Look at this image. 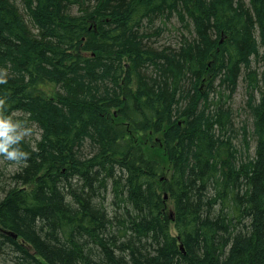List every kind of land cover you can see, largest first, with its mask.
I'll return each mask as SVG.
<instances>
[{
	"label": "trees",
	"instance_id": "1",
	"mask_svg": "<svg viewBox=\"0 0 264 264\" xmlns=\"http://www.w3.org/2000/svg\"><path fill=\"white\" fill-rule=\"evenodd\" d=\"M0 147V264H264V0H0Z\"/></svg>",
	"mask_w": 264,
	"mask_h": 264
},
{
	"label": "rangeland",
	"instance_id": "2",
	"mask_svg": "<svg viewBox=\"0 0 264 264\" xmlns=\"http://www.w3.org/2000/svg\"><path fill=\"white\" fill-rule=\"evenodd\" d=\"M244 1L246 3H248V0H244ZM175 33H177V32L174 31V29L172 31L171 30L165 31L163 37L161 39H159V44L160 43H171V44H173L175 41L173 34H175ZM244 102H245L244 88H243V83L240 80L238 87L236 89V92L233 95V99L231 101V106L236 111H239L244 106ZM241 116H242V118L245 117L244 114H241ZM242 118L239 117V120ZM28 134H29V135H27L28 137L32 136L33 139H39V133L34 132V130H32V132L31 131L28 132ZM249 146H250L249 153L251 156H253L255 143L252 140V138H249ZM18 167H19V164L13 159L11 154L9 152L2 151V149L0 147V179H2V180L6 179L5 177L9 173L16 171L18 169ZM171 232H172V234H174L173 229H171Z\"/></svg>",
	"mask_w": 264,
	"mask_h": 264
},
{
	"label": "water",
	"instance_id": "3",
	"mask_svg": "<svg viewBox=\"0 0 264 264\" xmlns=\"http://www.w3.org/2000/svg\"><path fill=\"white\" fill-rule=\"evenodd\" d=\"M164 198H165V199L167 198L166 195L164 196ZM14 238H16V236H14Z\"/></svg>",
	"mask_w": 264,
	"mask_h": 264
}]
</instances>
